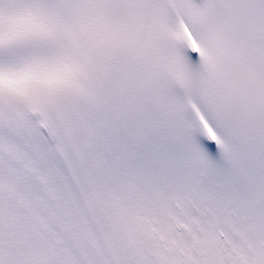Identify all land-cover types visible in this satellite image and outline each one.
I'll list each match as a JSON object with an SVG mask.
<instances>
[{"label":"snow or ice","instance_id":"6c2138e0","mask_svg":"<svg viewBox=\"0 0 264 264\" xmlns=\"http://www.w3.org/2000/svg\"><path fill=\"white\" fill-rule=\"evenodd\" d=\"M0 264H264V0H0Z\"/></svg>","mask_w":264,"mask_h":264}]
</instances>
